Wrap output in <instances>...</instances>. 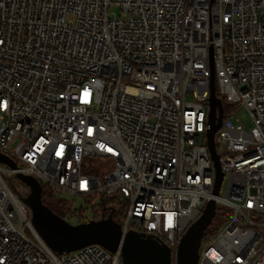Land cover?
<instances>
[{
    "label": "built area",
    "instance_id": "2783aa9c",
    "mask_svg": "<svg viewBox=\"0 0 264 264\" xmlns=\"http://www.w3.org/2000/svg\"><path fill=\"white\" fill-rule=\"evenodd\" d=\"M212 62L216 94L233 106L216 133L218 195ZM0 152L17 164L0 162V264H125L101 244L53 250L18 173L70 206L63 195L113 200L123 233L167 244L173 264L214 198L230 216L202 241L198 264H264V0H0Z\"/></svg>",
    "mask_w": 264,
    "mask_h": 264
},
{
    "label": "water",
    "instance_id": "95a60500",
    "mask_svg": "<svg viewBox=\"0 0 264 264\" xmlns=\"http://www.w3.org/2000/svg\"><path fill=\"white\" fill-rule=\"evenodd\" d=\"M211 71L207 144L216 168L213 193L218 195L224 172L217 150L216 133L224 122V105L222 99L216 94V74L213 62ZM0 162L17 169L16 162L2 152H0ZM17 178L30 189L23 199L32 209L34 227L56 252L69 253L91 244H101L110 251L121 250L125 264H173L171 248L154 236L138 232L124 234L121 224L113 217L115 209L103 219L73 224L44 203V188L37 178L24 173H18ZM216 214L217 203L212 198L207 202L200 217L189 226L181 238L177 252V264H198L203 234Z\"/></svg>",
    "mask_w": 264,
    "mask_h": 264
},
{
    "label": "trees",
    "instance_id": "16d2710c",
    "mask_svg": "<svg viewBox=\"0 0 264 264\" xmlns=\"http://www.w3.org/2000/svg\"><path fill=\"white\" fill-rule=\"evenodd\" d=\"M233 109V106L227 104L226 102L224 103V114L225 116H227L229 114V112H231V110ZM17 182L18 179L17 178H13V179H9L8 180V184L9 186L12 188V190L17 192ZM29 193V192H28ZM28 195V194H27ZM43 200L44 203L46 205H48L53 211H55L57 214H59L60 216L64 217V214L60 212V205L62 206H69V202L65 199L62 198H58L53 191H51L50 188H48L46 185L44 186V190H43ZM86 204H92L95 201L92 199H87ZM113 200L108 199V198H101L99 201L98 205L93 206L95 212L99 211V210H103L105 212V215L108 216L111 211L113 209H115L116 207H111L109 204L112 203ZM88 208L85 207H81L78 211L80 218L83 217L85 211ZM123 214V209L121 210H116L114 218L116 221L120 222L121 221V217ZM230 216V211L228 209H223V208H218L217 209V214L215 216V218L213 219L211 225L205 230L204 234H203V238L202 241L205 242L206 240H209L208 238L213 236L219 229L220 225L222 224L221 218H227Z\"/></svg>",
    "mask_w": 264,
    "mask_h": 264
},
{
    "label": "rangeland",
    "instance_id": "374dc122",
    "mask_svg": "<svg viewBox=\"0 0 264 264\" xmlns=\"http://www.w3.org/2000/svg\"><path fill=\"white\" fill-rule=\"evenodd\" d=\"M110 12L112 15H116V16H121L122 15V10L119 7H112L110 9ZM238 115L243 123V125L246 127V129H251L254 126V119L253 116L251 115V113L248 110L245 109H241L238 112ZM2 165H6L5 163H1ZM13 179V178H10ZM17 189L20 191H25L24 187L17 182ZM222 194H225V183L222 187L221 190ZM65 198H67L68 200H71L73 205H67V206H62L60 205V212L64 214L65 219H67L68 221H71L72 223H77L78 219L77 216L80 213L78 210L75 211L74 209H80L82 206L85 208H88L84 214H91V213H97L94 210L95 205L99 204V200H97L96 202L92 203V204H86L85 200L80 197V196H70V195H63ZM69 211H71V213H69ZM221 226H225V224H221Z\"/></svg>",
    "mask_w": 264,
    "mask_h": 264
}]
</instances>
